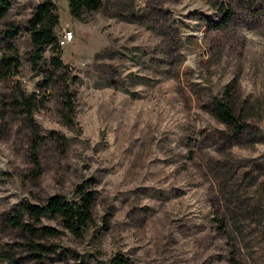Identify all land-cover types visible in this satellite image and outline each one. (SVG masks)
I'll list each match as a JSON object with an SVG mask.
<instances>
[{"label": "rangeland", "instance_id": "obj_1", "mask_svg": "<svg viewBox=\"0 0 264 264\" xmlns=\"http://www.w3.org/2000/svg\"><path fill=\"white\" fill-rule=\"evenodd\" d=\"M42 1L0 21V59L18 64H0V264H264V0H100L77 19L49 0L65 67L47 88L50 53L33 70L24 31ZM225 87L238 135L210 113ZM78 185L93 194L80 236L21 210ZM18 213L56 235L8 226Z\"/></svg>", "mask_w": 264, "mask_h": 264}, {"label": "trees", "instance_id": "obj_2", "mask_svg": "<svg viewBox=\"0 0 264 264\" xmlns=\"http://www.w3.org/2000/svg\"><path fill=\"white\" fill-rule=\"evenodd\" d=\"M67 8L69 15L75 19L83 13L97 11L101 7L100 0H67ZM11 7V0H0V21L8 13ZM223 15L220 18V24L225 25L230 18V11L227 8H220ZM58 24V16L56 6L49 0H43L36 5L30 12V16L26 21L25 32L29 38L30 54L29 62L33 70H37L42 55L45 51H49V65L51 72L46 73L42 80V88H47L55 83V77L59 78L63 75V68L65 65L61 63L59 58V44L54 33V29ZM217 26V24L215 25ZM21 28L12 27V30L5 32V37L9 40L15 39L20 33ZM0 64L6 69H16L18 66L17 59L12 56L1 57ZM62 94V95H61ZM61 97L65 98L63 105L70 108L73 93L60 91ZM34 95L27 98L20 95L18 100L19 105L29 108ZM210 113L212 117L226 129L238 135L243 129L240 124L239 117L236 116L233 103L231 102V93L228 87H225L222 96L214 98L210 103ZM75 198L66 200L62 196L53 195L47 198L40 206L30 205L28 203L21 204L23 213L32 219L35 223L41 218H49L58 220L62 229L66 230L73 236H80L91 219V208L93 204V194L87 191L82 185L74 188ZM20 213L9 221L8 226L28 233L31 237H53L56 231L53 228L40 227L32 228L27 224L20 222ZM30 249L39 248L38 252H43L44 248L41 246L27 244ZM40 256V255H37ZM5 264H17L15 260L6 256ZM109 264H126L125 260L116 255L110 259Z\"/></svg>", "mask_w": 264, "mask_h": 264}, {"label": "built area", "instance_id": "obj_3", "mask_svg": "<svg viewBox=\"0 0 264 264\" xmlns=\"http://www.w3.org/2000/svg\"><path fill=\"white\" fill-rule=\"evenodd\" d=\"M63 38H65L66 40L70 38V35H64Z\"/></svg>", "mask_w": 264, "mask_h": 264}]
</instances>
